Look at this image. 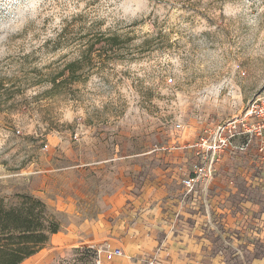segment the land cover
Returning a JSON list of instances; mask_svg holds the SVG:
<instances>
[{"label": "rangeland", "instance_id": "374dc122", "mask_svg": "<svg viewBox=\"0 0 264 264\" xmlns=\"http://www.w3.org/2000/svg\"><path fill=\"white\" fill-rule=\"evenodd\" d=\"M79 16L97 22L88 37L129 39L107 62L96 57L104 44L94 46L79 80L53 87L90 44L57 41ZM261 94L264 0H0V200L10 208L38 199L60 226L43 247L49 260L36 264H66L82 247L93 230L83 218L101 213L98 198L125 167L134 189L178 190L166 196L189 205L178 227L201 220L196 232L216 235L226 264H264V152L255 142L216 163L207 192L184 197L179 185L190 162L182 146Z\"/></svg>", "mask_w": 264, "mask_h": 264}, {"label": "crops", "instance_id": "0c3cea01", "mask_svg": "<svg viewBox=\"0 0 264 264\" xmlns=\"http://www.w3.org/2000/svg\"><path fill=\"white\" fill-rule=\"evenodd\" d=\"M190 165L191 157L190 162L188 160V173ZM126 168L128 167L120 169L116 174L122 178L117 181V187L98 198L101 213L83 218L81 226L88 225L92 228V235L86 242L79 244L81 248L77 246L76 253L69 256L70 260L65 262L66 264H95V253L102 247L119 249L121 255L111 261L104 260L101 255V264H226L225 255L212 247V238L216 235L196 232L197 225L202 223L201 220H196L191 227H178L179 223L185 224V212L189 205L184 200L166 198H176L179 196L178 190L175 191L176 194L169 193V189L165 190L158 183L140 190L134 189ZM188 173L179 180L184 197L191 194L186 193L181 185V180ZM209 187L210 185L203 188L199 184L192 193L195 196L197 192H207ZM195 206L191 209H196ZM177 215L185 216L177 220ZM202 221L205 223L207 220ZM68 241H73L66 239L65 243L67 247H72V244H67ZM86 253L91 256L88 257ZM47 257L46 250L41 249L22 264H36ZM48 260L49 258L46 262Z\"/></svg>", "mask_w": 264, "mask_h": 264}, {"label": "trees", "instance_id": "16d2710c", "mask_svg": "<svg viewBox=\"0 0 264 264\" xmlns=\"http://www.w3.org/2000/svg\"><path fill=\"white\" fill-rule=\"evenodd\" d=\"M83 16L68 22L57 35V41H76V39H87V49L76 59L67 63L63 70L51 78L50 83L53 87L67 82H76L79 80L80 73L83 72L82 59H88L85 63L92 61V49L94 46L103 43L101 52L96 57L103 62L109 60L120 59V48L128 41L117 33L105 34L96 32L89 36L91 30H95V24L92 22L87 25L86 21H82ZM81 20L80 31L85 33L77 36L72 26L75 22ZM75 33L74 38L70 35ZM71 37V38H70ZM91 69V66H88ZM66 75V77H65ZM65 77L61 82H57L59 78ZM59 223L47 214L45 205L38 199L30 196L21 197V203L17 206L5 208L0 200V264H22L28 258L34 256L44 245L47 244L50 236L59 232Z\"/></svg>", "mask_w": 264, "mask_h": 264}, {"label": "built area", "instance_id": "2783aa9c", "mask_svg": "<svg viewBox=\"0 0 264 264\" xmlns=\"http://www.w3.org/2000/svg\"><path fill=\"white\" fill-rule=\"evenodd\" d=\"M176 129H181L176 125ZM256 143L258 152H264V94L251 99L243 115L224 123L216 124L205 136L182 146L191 157L188 175L181 180L186 193L195 191L197 185L208 187L215 176V165L227 153L241 154ZM111 261L120 256L119 249L97 250L95 264H101L100 257Z\"/></svg>", "mask_w": 264, "mask_h": 264}]
</instances>
